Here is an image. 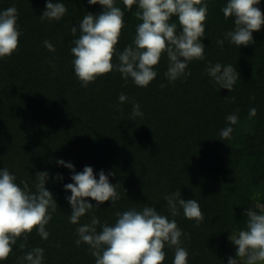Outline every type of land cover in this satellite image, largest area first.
Returning a JSON list of instances; mask_svg holds the SVG:
<instances>
[{
  "label": "trees",
  "instance_id": "trees-1",
  "mask_svg": "<svg viewBox=\"0 0 264 264\" xmlns=\"http://www.w3.org/2000/svg\"><path fill=\"white\" fill-rule=\"evenodd\" d=\"M52 2H62L68 10L59 21H41L45 0H0V11L17 8L21 32L18 51L0 59V168H8L17 183L25 181L33 192L36 173L48 172L45 187L58 205L46 226L49 238L43 240L34 231L24 251L18 240L12 255L0 264H22L19 258L33 247L45 249L44 264H95L89 246L75 244L78 225L69 222L66 197L71 192L64 188L73 183V172L57 163L61 159L72 163L76 172L92 167L97 180L101 170L114 173L109 182L118 184L115 206L111 201L101 204L80 224L90 223L94 214L100 231L105 222L115 223L117 212L154 206L190 234V239L181 238L189 252L188 264H228L230 256L237 258L230 254L228 237L244 228L246 210L258 211L254 204L264 206V26L253 32L254 44L238 48L224 39L234 28L233 20H226L221 11L227 0H207L206 35L201 41L206 59L189 63L190 76L170 83L164 55L154 69L157 77L147 87L136 86L131 78L126 82L118 71L84 87L74 73L70 49L79 33L74 37L71 27L79 29L84 15L97 16L104 9L88 0ZM116 5L124 9L122 0ZM257 6L264 12V0ZM124 10L118 51L132 44L141 23L136 6ZM172 22L178 24L177 18ZM219 39H224L222 47L216 43ZM46 40L55 52L44 46ZM209 62L236 68L240 80L232 92L219 89L208 76ZM121 93L129 98L122 104ZM132 101L143 113L135 120ZM253 107L256 115L249 117ZM237 109L232 138L221 140L219 131L229 126L226 117ZM178 188L182 199L200 204L204 221L199 226L186 219L182 209L172 217L164 197ZM87 202L96 205L91 198ZM165 251L164 264H172L174 250L166 246Z\"/></svg>",
  "mask_w": 264,
  "mask_h": 264
},
{
  "label": "clouds",
  "instance_id": "clouds-1",
  "mask_svg": "<svg viewBox=\"0 0 264 264\" xmlns=\"http://www.w3.org/2000/svg\"><path fill=\"white\" fill-rule=\"evenodd\" d=\"M45 2L46 9L39 17L41 21H59L68 11L62 2ZM260 2L227 0L221 11L226 20H233L234 28L224 33V39L238 48L254 44L253 32L264 26V12L257 6ZM88 3L99 4L104 10L97 16L92 13L84 15L79 29L71 27L74 37L79 33L71 41L74 73L84 87L113 71H118L126 82L131 78L136 86L147 87L157 77L154 69L164 55L169 61L165 76L171 83L191 75L187 70L191 61L206 59L205 45L201 41L206 35L207 0H122L124 9L131 11L136 6L135 16L141 21L136 26L132 44L123 51H118L117 45L125 28V10L116 5V0H88ZM173 17L177 18L178 24L172 22ZM17 21L15 6L0 11V59L11 57L19 49L21 32ZM224 39L216 43L222 47ZM44 46L51 52L56 50L50 41H44ZM114 59L118 63H114ZM205 71L219 89L229 92L240 80L238 71L231 64L209 62ZM128 99L123 93L118 97L121 104ZM132 104L131 119L142 117L140 105L134 101ZM238 112L239 109L226 117L229 126L219 131L221 140L232 138L234 128L231 125L238 123ZM256 112L255 107L251 108L249 117H254ZM57 163L73 172V183L64 185L65 190L71 192V196L66 197L71 205L69 222L78 225L75 244L88 245L95 264H164L166 246L174 250L172 264H188L189 252L181 238L190 239V234L180 229L176 219L170 220L154 206L117 212L115 223L109 225L105 222L100 231H97L100 221L94 214L90 223L80 224L83 216L94 213L101 204L111 201V206H115L120 199L118 184L109 182V176L114 173L106 175L101 170L97 180L90 166L76 172L70 162L61 159ZM36 177V191L33 192L25 181L17 183V177L8 168H0V261L8 260L18 240L21 241L19 250L24 251L28 237L34 231L43 240L50 236L46 226L53 219L58 205L53 193L45 187L49 173L37 172ZM56 178L62 179V176L58 174ZM87 198L96 201V205L87 202ZM164 200L172 217L180 215L182 209L184 217L194 220L197 226L204 221V212L197 200L182 199L179 188L166 195ZM254 208L258 211L246 210L244 228L234 230L228 237L237 249V258L230 256L228 264H264V206L254 204ZM19 259L22 264H44L45 249L33 247Z\"/></svg>",
  "mask_w": 264,
  "mask_h": 264
},
{
  "label": "rangeland",
  "instance_id": "rangeland-1",
  "mask_svg": "<svg viewBox=\"0 0 264 264\" xmlns=\"http://www.w3.org/2000/svg\"><path fill=\"white\" fill-rule=\"evenodd\" d=\"M262 176L264 179V170L262 172ZM233 234V231L231 232L230 236ZM229 249H230V254H233L234 256H236V246H234V244L229 240Z\"/></svg>",
  "mask_w": 264,
  "mask_h": 264
}]
</instances>
